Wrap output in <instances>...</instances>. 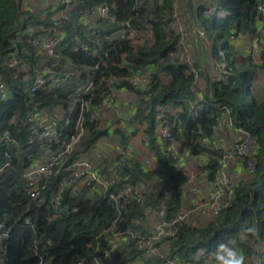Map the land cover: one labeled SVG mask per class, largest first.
Masks as SVG:
<instances>
[{
  "label": "trees",
  "instance_id": "16d2710c",
  "mask_svg": "<svg viewBox=\"0 0 264 264\" xmlns=\"http://www.w3.org/2000/svg\"><path fill=\"white\" fill-rule=\"evenodd\" d=\"M27 1L0 0V81L8 94L0 99V137L8 140L0 144V237H4L0 264H80L112 245V255L122 262L218 264L232 247L239 252V261L250 255V264H264V91L258 95L254 89L256 76L264 70V49L255 61L231 38L254 35L258 0L187 1V9L210 41L203 53L205 57L210 53L209 64L215 66L209 74L208 65L202 70L193 64L203 87L196 83L193 66L176 53L181 41L176 28L177 0H73L66 16L57 15L58 3L40 13ZM97 5H106L109 17L84 21L85 9ZM217 12L225 15L212 18ZM122 23L128 32L112 39L124 27ZM211 30L215 36H209ZM222 35L227 39L224 57L216 44ZM43 36L57 40L51 54L32 43ZM93 39H98L95 45ZM83 45L94 53L79 50ZM75 46L79 47L75 50ZM11 58L22 59L26 71L5 63ZM44 70L59 82L48 80L45 87L29 91L32 77ZM142 72L152 82L132 85L131 77ZM87 81L89 91L75 94L76 87ZM109 85L115 92L128 88L135 94L128 121L145 126L156 161L146 167L123 147L115 156L103 155L93 167L109 182L106 188L93 182L76 187L78 179L67 170L68 165L109 133L102 124L101 107ZM51 105L63 112L54 125L58 139L48 141L33 128L38 132L47 128L37 110ZM79 112L82 132L78 140L40 181L38 194L30 197L22 172L62 149L61 142L74 132ZM161 115L171 133L163 144L154 138ZM221 119L250 134L254 148L238 160L246 171L248 162L253 164V174L235 182L229 204L210 214L205 225L192 226L184 219L176 224L173 236L149 247L146 243L152 232L151 225L144 223L146 210L160 211L163 221L184 213L181 194L190 173L177 167L179 160L170 156L173 142L201 156L199 173L211 180L223 154L214 140V125ZM114 132L125 145L122 129L114 128ZM6 153L10 157L3 167ZM159 177L163 179L155 187H147ZM126 183L140 198L130 194L112 200L110 193ZM116 236L124 240L117 243ZM162 243L167 247L163 256L155 252ZM256 258L259 262H254Z\"/></svg>",
  "mask_w": 264,
  "mask_h": 264
},
{
  "label": "built area",
  "instance_id": "2783aa9c",
  "mask_svg": "<svg viewBox=\"0 0 264 264\" xmlns=\"http://www.w3.org/2000/svg\"><path fill=\"white\" fill-rule=\"evenodd\" d=\"M73 0H57V3L61 6L60 10L58 11V16H66L70 8L73 6L72 4ZM255 10V22H256V29L254 35H248L250 43L247 48V52L252 56L253 60L259 61V53L264 49V0H258L256 3V6L254 7ZM89 16L94 19L99 18H107L109 17V10L106 5H97V6H91L85 9L83 16ZM219 17H223L225 13L223 12H217ZM181 21L179 16L176 14V28L178 32H180V38L183 36L182 28H181ZM121 25V24H120ZM124 27H121L117 29L116 34L112 36V39H115L118 37V35H123L126 32H128L129 27L126 26V24L122 23ZM132 32H130L131 34ZM231 38L235 39V43L237 44L240 42L242 36H231ZM93 44L95 45L98 42V39H93ZM57 40L56 39H48L46 37H42L41 39H35L32 41L34 45L38 49L45 50L48 54H51L53 52V47L55 46ZM79 46L73 47L75 50ZM79 50L86 51L87 53H94L93 49L89 46L83 45ZM176 53L178 54L179 58L183 59L189 66H193L195 63L191 58L190 54H187V50L185 48V44L182 43V40L179 44H177V50ZM22 59L18 58H11V60L6 59L5 63L8 62L10 66H17L20 68L21 71H26V68L24 65H21ZM191 69L194 71V76L198 80V69L194 66L191 67ZM28 77V74L25 75ZM50 80L51 84H57L59 81L57 78L52 77L49 75L48 70L39 71L35 74V76L32 77L30 83L28 84V90L29 91H35L38 88H43L46 85V82ZM110 81H114L113 78L110 79ZM109 81V84H110ZM131 84L134 86L138 85H149L152 81L150 78V75L147 73H139L135 74L130 79ZM91 86V83L87 81L83 85H79L74 90L75 94L83 95L86 92L89 91ZM115 90L111 85H109V92L105 99L102 102V109L107 110L110 109L115 101ZM8 98V94L5 93V86L3 82L0 81V99H6ZM82 103L79 105L80 111H81ZM31 117L33 118V115L30 116L28 120H31ZM160 121V122H159ZM158 133L159 138L163 143H166L171 139V133L167 126H164V116L161 115L158 118ZM225 122V119H221L217 124L214 125L215 129L220 128L221 125H223ZM232 126V125H231ZM34 133H38L39 137L44 136L48 141L57 140L59 133L57 130H55V127L53 128H45L43 131H39L37 127L33 128ZM242 136L239 139H236L232 141L229 145L228 144H220L216 142V145L223 150L221 164L219 167V170L217 172V175L209 180L207 179L206 184L209 186V188L212 189L210 194L201 201L199 208L203 211H207L210 214H216L222 207H225L229 204L233 192H234V184L235 181L230 177L228 171H227V165L230 162H234L241 156H245L246 154H249L252 152L254 148V144L252 141V138L250 134L246 131H242ZM82 132L81 128V112H79V116L74 124V132L69 134L67 138L61 142V150L58 151L55 154L49 155L47 160L45 162H42L40 164H34L32 166L27 167L23 172L22 176L24 178L25 182V190L27 194L30 197H35L39 192V184L40 181L48 176L55 166L58 165L60 157L62 155L68 154L71 149L73 148L74 144L78 140L80 134ZM6 142V137H0V144L2 142ZM124 153V151H122ZM170 156L172 158H177L176 153L172 150L169 152ZM9 154H5V163L4 166L8 165L9 160ZM177 161V160H176ZM177 167L181 168L182 163L178 161ZM254 166L250 162H248L247 172L248 174H253ZM67 170L71 172L72 176L74 178H77L81 181L82 184L89 185L90 183H97L104 186V188L107 187L109 182L107 180L102 179L98 173L95 171V169L92 167V165L89 163L87 159H78L73 161L71 164L68 165ZM163 177H159L158 180L162 181ZM190 181V178H189ZM188 181V182H189ZM65 184V181L63 182ZM195 188H192V193H195ZM90 194H92V191H90ZM133 194L138 199L140 198V193L135 190L132 185L125 184L118 192L115 194L110 193V198L112 200H116L121 197H125L127 195ZM191 210H195V207H192ZM161 213V212H160ZM187 216V213H180L177 214L175 218L169 220V221H163L157 223L151 224V237L149 241L146 243L149 247H151V244L154 242L159 241L163 237H171L175 234L176 231V224L180 221L184 220ZM114 245H112L113 248ZM112 248L108 250L98 251L94 254H92L85 262H93L95 264H100L102 259L107 258L112 255ZM219 256V252L217 254ZM84 262V263H85ZM80 263V264H84ZM167 264H178L177 262L173 260H169ZM185 264V263H182ZM188 264V263H186Z\"/></svg>",
  "mask_w": 264,
  "mask_h": 264
},
{
  "label": "crops",
  "instance_id": "0c3cea01",
  "mask_svg": "<svg viewBox=\"0 0 264 264\" xmlns=\"http://www.w3.org/2000/svg\"><path fill=\"white\" fill-rule=\"evenodd\" d=\"M187 1L188 0L176 1V14L179 16L181 21L185 18L187 13H190L187 9ZM56 3L57 0H28L27 5H30V8H32L34 12L44 13L48 7L56 5ZM56 13L58 15V11H56ZM82 19L90 23L95 20L94 18L86 15L83 16ZM249 43V36L244 35L237 44L242 50L246 51ZM196 60L199 65H202L203 62L208 63V57H205L204 53L202 57L199 58V61L197 58ZM213 68L211 69L209 66L206 68L209 74L215 70V68ZM201 69L205 70L204 66H202ZM196 83L197 85L203 87L202 78L199 77ZM135 98L136 97L133 91L128 88H120L116 91L113 106L110 109L103 110L102 112V124L108 128L109 133L107 136H103L95 142L89 150L79 154L77 160L87 159L92 167H96L100 164V160L103 155L115 156L120 149L124 147L125 151L131 158L142 163L146 167H153V164L156 161L155 153L150 148L149 138L144 130L145 126L133 125L132 122L128 121L133 110V102ZM37 111H39L37 116L41 115V119L43 120L42 123L44 126H47V128H53L63 112L60 106L55 107L52 105L44 110ZM114 128L122 129L123 135L125 136L124 139L126 140L125 145L121 143L120 136L114 132ZM241 136L242 132L239 129L227 126V120H225L224 124L221 125L220 128L216 129L214 140L220 144H228L233 140L239 139ZM154 138L160 139L158 131H156ZM172 150L176 153L177 159L182 163L183 168L190 173V181L186 183L184 191L181 194V210H184V212L187 213L185 221L192 226H203L210 220L211 217L210 213L200 209L199 205L201 201L210 194L212 189L206 184L207 178L199 173L202 158L197 154L189 152L182 143L177 141L173 142ZM227 171L235 182L248 177V172L243 168L240 160L238 159L227 165ZM157 182L158 178H154L147 184V187H155ZM81 185V181L77 180L75 186L80 187ZM192 188H195V193H192ZM192 207H195V210H191ZM161 218L162 215L160 211L149 209L145 212L144 223L145 225L150 226L152 223L160 222ZM115 240V242L119 243L124 240V237L116 236ZM1 247L2 245H0V249ZM155 252L161 256L165 255L167 252L166 245L162 243L155 250ZM238 253L239 252L234 250V248L228 247L226 254L222 257L218 264H235V261H237L238 264ZM84 264L95 263L88 261ZM100 264H141V262L139 260L133 262H122L120 259H116L113 254L102 259Z\"/></svg>",
  "mask_w": 264,
  "mask_h": 264
},
{
  "label": "rangeland",
  "instance_id": "374dc122",
  "mask_svg": "<svg viewBox=\"0 0 264 264\" xmlns=\"http://www.w3.org/2000/svg\"><path fill=\"white\" fill-rule=\"evenodd\" d=\"M216 16L219 17L218 15L215 14L214 16H212V18L216 19ZM180 25H181L182 32H183V36H181L182 43L185 44V48L187 50V54H190V56H191V58H193L192 60L195 62V64L198 65V67H201V68H202V66L205 67L207 65L211 69L213 67L215 68L214 64H209V60H208V63L207 62H203L202 65H200V66L197 63L196 58L199 60V58L202 57L203 51H206L208 49V47L210 46V41L208 40V37H207L206 33L204 32V30L200 28L201 26H200L199 22L197 21V18L195 16V14L194 13L192 14L191 12L187 13V15L182 20ZM209 36L210 37L215 36V31L211 30L209 32ZM216 42H217L216 43L217 46L220 49L221 56L224 57V55L226 53V45H227L226 37L224 35L218 36L216 38ZM207 56L209 58V56H210L209 52L207 53ZM254 84H255V86H254L255 91L257 92L258 95H261L260 92L264 91L263 90V86H264V70L259 71L258 75L255 78ZM231 142H229L228 145ZM3 238H4L3 236L0 237V245L2 244ZM256 243L257 242H255L254 245ZM250 261H251V257H250V255H248V256L244 257L243 259H241L240 261L238 260V264H250ZM254 262H259V260L256 258ZM229 264H231V263H229ZM235 264H237V261H235Z\"/></svg>",
  "mask_w": 264,
  "mask_h": 264
}]
</instances>
